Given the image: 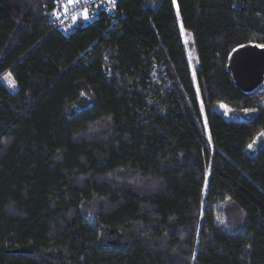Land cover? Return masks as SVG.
<instances>
[{
  "label": "trees",
  "instance_id": "1",
  "mask_svg": "<svg viewBox=\"0 0 264 264\" xmlns=\"http://www.w3.org/2000/svg\"><path fill=\"white\" fill-rule=\"evenodd\" d=\"M57 1L0 0V264H264V85L226 70L264 0H117L65 34Z\"/></svg>",
  "mask_w": 264,
  "mask_h": 264
},
{
  "label": "water",
  "instance_id": "2",
  "mask_svg": "<svg viewBox=\"0 0 264 264\" xmlns=\"http://www.w3.org/2000/svg\"><path fill=\"white\" fill-rule=\"evenodd\" d=\"M226 70L236 88L243 93L253 92L264 84V47L246 44L235 48Z\"/></svg>",
  "mask_w": 264,
  "mask_h": 264
},
{
  "label": "built area",
  "instance_id": "3",
  "mask_svg": "<svg viewBox=\"0 0 264 264\" xmlns=\"http://www.w3.org/2000/svg\"><path fill=\"white\" fill-rule=\"evenodd\" d=\"M115 4L116 0H62L65 14L59 15L55 11H52V24L65 34L66 29L62 27V24L66 21L76 23V19H79L82 24H87L92 22L100 12L117 18L119 14L115 10ZM55 7L57 8V5ZM85 13H87V19H85Z\"/></svg>",
  "mask_w": 264,
  "mask_h": 264
},
{
  "label": "rangeland",
  "instance_id": "4",
  "mask_svg": "<svg viewBox=\"0 0 264 264\" xmlns=\"http://www.w3.org/2000/svg\"><path fill=\"white\" fill-rule=\"evenodd\" d=\"M182 37H183V41L186 44V50H187V58L188 61L190 63L191 69L192 71L195 70L197 63H196V58L194 55L193 50L190 48L189 44L191 42V37L190 35L186 34L185 32L182 31ZM1 80L2 82L6 85V87L10 90V91H14L16 89V85L15 83H13L12 78L7 74L4 73L1 75ZM263 104V103H262ZM261 104V105H262ZM214 110L221 114L223 116V118L225 120H232L233 116L231 115L232 110L223 105V104H217L214 107ZM252 145V147L250 148L249 146L246 148L245 152L251 156V157H255L257 155V153L264 148V136L263 134H259L256 139L250 144Z\"/></svg>",
  "mask_w": 264,
  "mask_h": 264
},
{
  "label": "bare ground",
  "instance_id": "5",
  "mask_svg": "<svg viewBox=\"0 0 264 264\" xmlns=\"http://www.w3.org/2000/svg\"><path fill=\"white\" fill-rule=\"evenodd\" d=\"M117 1V0H116ZM55 5H57V8L55 7L54 8V10L53 11H55L57 14H59V15H64L65 14V11H64V9H63V7H62V0H59V1H57L56 2V4ZM105 15V14H104ZM83 16V15H82ZM81 16V17H82ZM78 21H80L79 19H76V23L75 22H72V21H66V22H63V24H62V27L64 28V29H66V30H71L74 26H75V24H77V22ZM54 27L57 29V27L54 25ZM58 30V29H57ZM65 30V31H66ZM264 85V84H263ZM260 87V86H259Z\"/></svg>",
  "mask_w": 264,
  "mask_h": 264
},
{
  "label": "snow or ice",
  "instance_id": "6",
  "mask_svg": "<svg viewBox=\"0 0 264 264\" xmlns=\"http://www.w3.org/2000/svg\"><path fill=\"white\" fill-rule=\"evenodd\" d=\"M85 19H87V13H85ZM10 76V74H8ZM14 83V82H13ZM247 111V110H246ZM249 147L251 148L252 145H249Z\"/></svg>",
  "mask_w": 264,
  "mask_h": 264
}]
</instances>
